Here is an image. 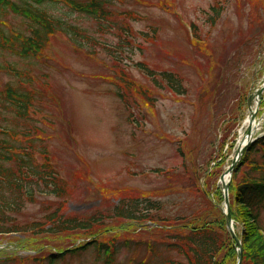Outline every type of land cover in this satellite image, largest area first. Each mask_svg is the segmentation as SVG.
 Returning a JSON list of instances; mask_svg holds the SVG:
<instances>
[{"label":"rangeland","instance_id":"1","mask_svg":"<svg viewBox=\"0 0 264 264\" xmlns=\"http://www.w3.org/2000/svg\"><path fill=\"white\" fill-rule=\"evenodd\" d=\"M110 2L113 23L102 28L60 2L49 8L82 28L92 38L88 43L78 46L56 33L37 56L0 52V62L29 76L30 83L19 85L32 97L27 119L6 112L0 126L14 129L12 142L20 147L31 145L37 161L46 151L65 187L61 197L37 192L15 216L19 222L39 219L58 206L66 214H108L120 198L162 189L169 191L161 198L160 215L187 212L201 198L177 191L186 182L185 168L196 167L199 183L212 187L208 174L224 172L246 133L247 98L254 106L253 94L264 79V0ZM2 19L6 31L26 28L11 12ZM160 72L177 76L183 91H172ZM9 81L14 77L0 70V86ZM259 102L255 119H262V126L254 136L264 132V99ZM215 184L221 188L218 180ZM260 216L264 227V208ZM105 225L94 235L0 234V259L44 264L51 252L114 238L115 264H161L163 257L186 264L183 256L164 249L156 237L161 232L118 219ZM104 258L90 245L55 264H105Z\"/></svg>","mask_w":264,"mask_h":264},{"label":"trees","instance_id":"2","mask_svg":"<svg viewBox=\"0 0 264 264\" xmlns=\"http://www.w3.org/2000/svg\"><path fill=\"white\" fill-rule=\"evenodd\" d=\"M59 2L71 11L86 13L96 21L98 28L113 23H110L114 18V13L109 8L110 0H0V52L8 51L19 58L37 56L56 33L69 36L78 46L90 42L92 38L82 28L50 12L49 8H54ZM7 12L20 16L26 23L25 30L6 31L2 18ZM127 30L131 33L130 28ZM125 35L128 38L129 35ZM138 66L141 70L147 69L141 64ZM0 70L6 71L15 79V82L9 81L3 87L0 86V117L3 113L10 112L16 118L27 119L32 97L19 84L30 83L29 76L10 62H0ZM159 76L172 91H183L181 81L173 73L160 72ZM152 81L157 83L154 76ZM148 95V91H143L147 100ZM14 135V129L0 126V234L58 236L87 232L94 235L106 229L107 220L118 219L127 223H139V227L151 229L155 233L161 232L156 237L164 249L183 256L186 264H236L238 250L219 208L223 201L221 188L215 187L220 170H212L208 174L215 181H212V188L208 182L203 185L199 183L202 175L197 172L196 167L193 166L190 172L185 168L186 182L177 191L190 192L196 201L201 198L200 205L188 208L187 212L160 215L164 208L161 198L169 191L162 189L146 196L120 198L108 214H66L58 206L49 208L39 219L19 222L15 216L20 214L26 203L35 201L37 192L61 197L65 193V187L46 151L42 152V161H37L31 145L20 147L12 142ZM221 162L216 168L220 167ZM229 197L231 217L234 227L238 228L235 232L242 242L241 264H264V227L260 224V213L264 208V136L247 147L236 165L229 185ZM90 245H95L98 252L103 253L105 264H115L117 244L114 238L89 240L72 249L51 252L45 257L47 262L44 261V264H55L65 254H75ZM148 247L152 253L156 251L151 241L148 242ZM5 263L0 259V264ZM161 264L182 262L163 257Z\"/></svg>","mask_w":264,"mask_h":264},{"label":"water","instance_id":"3","mask_svg":"<svg viewBox=\"0 0 264 264\" xmlns=\"http://www.w3.org/2000/svg\"><path fill=\"white\" fill-rule=\"evenodd\" d=\"M264 89V86L260 87L255 91V98H256V106L254 109L251 108L250 106V101L248 100V123H249V128L244 135L245 138H242L240 141H238L237 148L235 150V154L230 162V164L227 166V168L224 170V172L219 176V181L221 183L222 187V194H223V203L220 204V210L224 213L225 215V223H226V228L230 232L231 236L234 239L236 248L238 250V257L236 259V264H241L242 260V243L241 239L238 238L234 232L233 229V220L231 218L230 214V204H229V194H228V188L229 184L231 181V176L232 172L235 168V166L238 164L239 160L241 159L243 153L245 152L246 148L248 145L254 141L256 138L252 137L253 130L251 128V125L255 119V114L258 110V105L260 101V96L261 93ZM245 140V142H244Z\"/></svg>","mask_w":264,"mask_h":264},{"label":"bare ground","instance_id":"4","mask_svg":"<svg viewBox=\"0 0 264 264\" xmlns=\"http://www.w3.org/2000/svg\"><path fill=\"white\" fill-rule=\"evenodd\" d=\"M254 108H255V107L252 106V109H254ZM246 125H247V122H246ZM261 126H262V121H261V122L258 121V124H257L256 122H253L252 125H251V128H252V130L256 131V130L260 129ZM241 135H242V134L240 133V136H241ZM241 138H245V137L243 136V137H241ZM244 142H245V140H244Z\"/></svg>","mask_w":264,"mask_h":264}]
</instances>
